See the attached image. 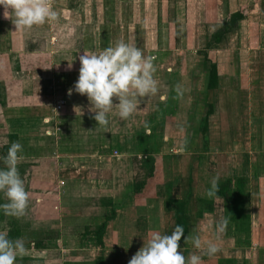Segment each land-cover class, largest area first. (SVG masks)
I'll return each mask as SVG.
<instances>
[{
  "label": "rangeland",
  "instance_id": "374dc122",
  "mask_svg": "<svg viewBox=\"0 0 264 264\" xmlns=\"http://www.w3.org/2000/svg\"><path fill=\"white\" fill-rule=\"evenodd\" d=\"M52 3L57 20L24 31L0 7V156L23 145L29 193L0 231L25 241L16 264H128L152 231L171 234L173 208L198 222L207 179L249 156L264 166V0ZM120 40L154 57L157 92L99 126L67 90L83 51Z\"/></svg>",
  "mask_w": 264,
  "mask_h": 264
},
{
  "label": "clouds",
  "instance_id": "9594fccd",
  "mask_svg": "<svg viewBox=\"0 0 264 264\" xmlns=\"http://www.w3.org/2000/svg\"><path fill=\"white\" fill-rule=\"evenodd\" d=\"M4 9L3 16L10 19L15 31H24L34 26L44 25L58 18L52 0H0ZM154 57L145 56L143 50L134 42L123 40L114 45L96 51H83L79 56L78 77L67 91L86 96L90 103L92 119L99 126L109 124L108 114L115 108L121 119L129 118L137 109L139 98L157 92V80L154 78L156 68ZM68 68L71 69V63ZM115 98L118 103L113 102ZM79 108V107H78ZM80 115L82 114L81 108ZM23 145L13 141L6 155L0 156V193L7 199L0 203V210L10 217L24 215L29 202V193L21 178L18 163L24 159ZM220 178L213 177L206 195L215 197L219 190ZM229 219L222 218L215 225L217 240L227 230ZM209 227H212L209 225ZM185 240V229L176 225L171 234L152 231L143 246L131 257L128 264H201V255L192 253L185 257L180 246L181 238ZM195 248H201L198 236L192 237ZM217 243L209 241L204 254L215 255L219 251ZM23 238H10L7 231H0V264H16L19 257L27 254Z\"/></svg>",
  "mask_w": 264,
  "mask_h": 264
},
{
  "label": "crops",
  "instance_id": "0c3cea01",
  "mask_svg": "<svg viewBox=\"0 0 264 264\" xmlns=\"http://www.w3.org/2000/svg\"><path fill=\"white\" fill-rule=\"evenodd\" d=\"M259 152L264 155V149H260ZM231 166L233 173L219 180L220 190L215 197L209 198L206 195L213 178L210 177L204 182L203 192L196 196L200 201L195 212L198 222L193 223L186 213L185 236L188 239L182 237L180 246L185 257L192 253L201 255V264H264L258 262L264 258V166L260 158L252 156L248 157L247 164L244 160H234ZM223 185H228L224 191ZM224 217L229 219V224L226 232L217 240L215 225ZM176 225L172 213V231ZM145 226L146 232H151L149 225ZM194 236L201 240L200 249L195 248L192 243ZM102 241L106 248L109 242L105 237ZM209 241L219 246L220 250L215 255L204 254V248ZM132 247L139 249L140 245ZM107 255L97 260H101L102 264H110Z\"/></svg>",
  "mask_w": 264,
  "mask_h": 264
},
{
  "label": "trees",
  "instance_id": "16d2710c",
  "mask_svg": "<svg viewBox=\"0 0 264 264\" xmlns=\"http://www.w3.org/2000/svg\"><path fill=\"white\" fill-rule=\"evenodd\" d=\"M226 186H228V185H226ZM226 186L223 185V187H222L223 191L225 189H227ZM185 204L186 203H184V207H185ZM182 207H183V205H180V206H178L176 208H173L172 211L174 213V217H175L177 225H182L184 227V229H185V225H186V222H187V216H186L185 209L183 210ZM1 212H2V210H0V216H1ZM100 261H98L97 264H102Z\"/></svg>",
  "mask_w": 264,
  "mask_h": 264
}]
</instances>
